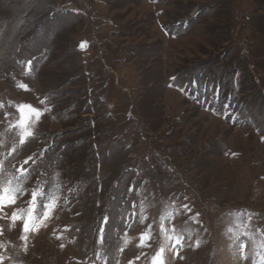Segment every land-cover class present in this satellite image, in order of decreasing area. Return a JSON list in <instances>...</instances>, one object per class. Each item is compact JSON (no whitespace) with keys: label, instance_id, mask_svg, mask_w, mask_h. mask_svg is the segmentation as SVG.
Returning a JSON list of instances; mask_svg holds the SVG:
<instances>
[{"label":"rangeland","instance_id":"374dc122","mask_svg":"<svg viewBox=\"0 0 264 264\" xmlns=\"http://www.w3.org/2000/svg\"><path fill=\"white\" fill-rule=\"evenodd\" d=\"M0 161V264H264V0H0Z\"/></svg>","mask_w":264,"mask_h":264},{"label":"snow or ice","instance_id":"6c2138e0","mask_svg":"<svg viewBox=\"0 0 264 264\" xmlns=\"http://www.w3.org/2000/svg\"><path fill=\"white\" fill-rule=\"evenodd\" d=\"M81 46H83V44ZM26 109H27V111H26ZM20 111H21V113L23 115V119L21 120V124H23L27 120L29 112H31V113H33V114H35L37 116L40 115L39 110L36 109V108L31 107L30 105L29 106H22ZM26 135H27V133H26ZM2 163H3V161H0V164H2ZM25 163H27V161H25ZM34 198H35V196L33 194V199ZM4 200H8L10 203L12 202V198H10V197H0V205L3 204ZM28 228H29V225H28L27 222H25L24 225H23V231L27 232ZM154 264H160L159 257L156 258V260L154 261Z\"/></svg>","mask_w":264,"mask_h":264}]
</instances>
